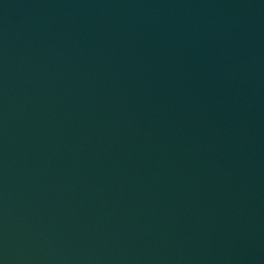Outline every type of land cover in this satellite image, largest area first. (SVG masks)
<instances>
[{"label":"water","instance_id":"95a60500","mask_svg":"<svg viewBox=\"0 0 264 264\" xmlns=\"http://www.w3.org/2000/svg\"><path fill=\"white\" fill-rule=\"evenodd\" d=\"M0 264H264V0H0Z\"/></svg>","mask_w":264,"mask_h":264}]
</instances>
